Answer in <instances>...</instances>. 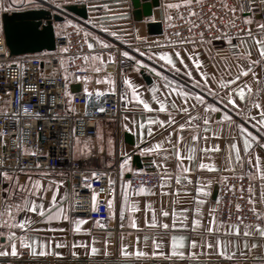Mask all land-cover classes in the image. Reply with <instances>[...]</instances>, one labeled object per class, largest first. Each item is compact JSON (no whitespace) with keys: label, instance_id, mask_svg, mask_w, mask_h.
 I'll list each match as a JSON object with an SVG mask.
<instances>
[{"label":"crops","instance_id":"1","mask_svg":"<svg viewBox=\"0 0 264 264\" xmlns=\"http://www.w3.org/2000/svg\"><path fill=\"white\" fill-rule=\"evenodd\" d=\"M187 1L159 0L150 20L162 24ZM261 1L248 0L244 19L255 31L236 39L241 54L232 57L223 46L233 39L173 44L148 35L147 19L133 18L130 0H0V13L86 7L89 75L66 73L67 92H112L119 112L115 119L98 120L95 136L74 139L72 155L91 173L117 166L122 178L109 199L108 219L94 220L70 216L62 172L33 170L16 177L10 189L17 217L10 221L0 212V264H264ZM63 15L54 23L56 34L80 20ZM120 60L131 64L105 68ZM71 84L78 90L71 91ZM132 154L159 170L157 188H129V172L137 169ZM243 172L260 223H216L218 180Z\"/></svg>","mask_w":264,"mask_h":264},{"label":"built area","instance_id":"2","mask_svg":"<svg viewBox=\"0 0 264 264\" xmlns=\"http://www.w3.org/2000/svg\"><path fill=\"white\" fill-rule=\"evenodd\" d=\"M264 31V0L259 4ZM248 0H189L178 4L162 23V41L203 44L233 39L224 44L232 57L241 54L236 39L255 31L244 19ZM84 21L71 23L56 34L53 51L12 56L0 30V212L7 175L21 176L33 170L62 172L68 184L70 216L106 220L121 181L117 166L88 172L72 155L76 138L93 137L97 121L118 117L117 95L101 96L67 92L65 74L87 77V30ZM129 60L108 62L115 71ZM161 174L153 164L133 169L127 177L130 189L157 188ZM14 206L11 216H14ZM214 220L221 225H257L260 218L250 202V179L243 172L222 176L217 182ZM26 254V250L22 251Z\"/></svg>","mask_w":264,"mask_h":264},{"label":"water","instance_id":"3","mask_svg":"<svg viewBox=\"0 0 264 264\" xmlns=\"http://www.w3.org/2000/svg\"><path fill=\"white\" fill-rule=\"evenodd\" d=\"M130 4L135 20L147 19V34L150 36L160 35L162 32L161 21L150 20L153 8L159 6V0H130ZM63 14L75 15L80 20L87 19V9L83 4H66L60 10L53 12L50 7L2 11L0 13V30L9 54L17 56L53 51L56 47L55 41L58 39L54 23L62 22L64 20ZM144 78L148 79L145 74ZM70 89L77 91L78 86L71 84ZM129 142L131 143V140ZM131 162L137 169L143 166L138 154H132ZM215 191L217 192V185Z\"/></svg>","mask_w":264,"mask_h":264},{"label":"rangeland","instance_id":"4","mask_svg":"<svg viewBox=\"0 0 264 264\" xmlns=\"http://www.w3.org/2000/svg\"><path fill=\"white\" fill-rule=\"evenodd\" d=\"M18 176L15 175H8L4 179V187H3V204L4 208L1 211L4 216L7 217L8 220H14L17 217V209L14 207L15 212L14 216H11V211H12V204H11V194H12V189H10V186L13 182H15V178Z\"/></svg>","mask_w":264,"mask_h":264}]
</instances>
